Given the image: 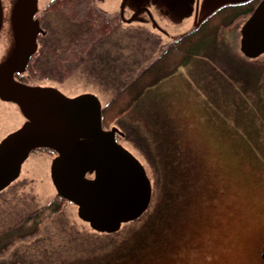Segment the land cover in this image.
<instances>
[{
	"label": "rangeland",
	"instance_id": "1",
	"mask_svg": "<svg viewBox=\"0 0 264 264\" xmlns=\"http://www.w3.org/2000/svg\"><path fill=\"white\" fill-rule=\"evenodd\" d=\"M116 3L109 13H115ZM109 18H115L113 29L83 60L72 62L68 82L53 85L70 96L92 92L106 103L161 52L150 47L156 41L141 29L167 44L189 28L184 22L166 35L146 21ZM235 29L200 46L147 87L127 115L106 126L114 122L125 133L117 140L146 166L154 207L169 184L154 225L117 253L103 256L138 222L115 232L92 229L78 217L77 206L56 193L49 172L52 154L36 149L18 179L0 190V248L7 245L0 264H262L264 72L257 67L264 66V55L251 61L243 57ZM12 128L0 126V141ZM53 200L60 209L31 234L32 222H21Z\"/></svg>",
	"mask_w": 264,
	"mask_h": 264
},
{
	"label": "water",
	"instance_id": "2",
	"mask_svg": "<svg viewBox=\"0 0 264 264\" xmlns=\"http://www.w3.org/2000/svg\"><path fill=\"white\" fill-rule=\"evenodd\" d=\"M122 0L124 22L146 21L165 31L157 17L181 27L192 15L190 29L227 3L243 0ZM44 0H0V99L20 114V122L0 141V190L22 173L32 151H55L49 164L56 193L77 206L80 219L99 232H115L149 208L153 185L144 163L117 140L125 133L103 126L104 103L92 92L70 96L52 83L21 82L38 49L39 17ZM152 5L154 11L151 10ZM131 15L126 17V9ZM239 48L248 58L264 54V0L240 25ZM181 32L171 39H176ZM264 262V249L262 251Z\"/></svg>",
	"mask_w": 264,
	"mask_h": 264
},
{
	"label": "trees",
	"instance_id": "3",
	"mask_svg": "<svg viewBox=\"0 0 264 264\" xmlns=\"http://www.w3.org/2000/svg\"><path fill=\"white\" fill-rule=\"evenodd\" d=\"M75 2L79 5L77 7H83V0H75ZM86 3L87 11L86 15L84 14V18H81L80 11L78 10L74 13L75 16L73 19H69L62 15L61 17H63L62 19L64 20L62 22L61 20L60 22L57 21L56 24V28L61 31L62 34H66V30H68L70 31V35H72L71 38L68 39L72 52L67 56L72 62L78 61L79 59L81 60L82 57H86L94 42L100 37L106 35L113 26V21L111 19L109 20L100 15L96 9L92 7V0H87ZM248 12L249 9H247L245 4L238 6H224L208 17L197 29L184 34L175 40L151 64L121 88L104 106V125H109L111 121L118 116L127 115V113L131 111L136 99L147 87L156 84L162 78L171 74L176 69L177 65L183 63V61H187V59L191 57V54L197 51L200 46L211 42L215 43L220 36L222 39V36L225 33L233 31L243 20L244 16L246 15L245 17H247ZM63 14H66V11L63 12ZM242 56L245 57L244 55ZM246 59L249 61L253 60ZM172 64L173 66L171 67ZM257 68L264 72V66H258ZM169 192V184H167L166 195H164L163 200L160 201L158 205L159 207H156L157 204H155L154 207V202H152V205L149 208L150 212L148 210L139 219L133 221L138 222L137 226L135 225L132 231L123 237L122 242L119 243V246L116 249H111L103 256L117 253L121 248L127 246L132 239L141 236L147 228L154 225ZM60 207L61 205L53 200L42 206L38 211L26 216L21 223L25 224L32 222V225L36 228L30 233L35 235L42 227L40 221L45 218L47 219L50 214L59 210ZM157 208L159 212L157 214L155 213L156 215L151 218V214H154L155 209ZM1 233H3V231L0 232V234ZM6 248L7 245L5 246V249ZM5 249L0 248V254L3 253Z\"/></svg>",
	"mask_w": 264,
	"mask_h": 264
},
{
	"label": "flooded vegetation",
	"instance_id": "4",
	"mask_svg": "<svg viewBox=\"0 0 264 264\" xmlns=\"http://www.w3.org/2000/svg\"><path fill=\"white\" fill-rule=\"evenodd\" d=\"M86 1L87 0H83L84 2L83 7L82 6L77 7L79 5H77L75 0H44V3L40 11L36 14V17H39L40 19V25L43 30L42 32H39L38 37H37L38 49L31 56L28 62L26 71L24 73L15 74V78H17V80L21 82H25L27 84H31V85H36L40 83L49 84L52 82L53 83L54 82H68V80H70V76L72 73L71 71L72 61L69 58H67V56L68 54L72 52V48L68 40L69 38H71L72 35H70V31L68 30H66V34L65 33L62 34V32L56 28V24H57V21L60 22L61 20L62 22L64 20L62 19L63 17H61L62 15H64L65 17L69 19H73L75 16L74 13L77 12L78 10L80 11L81 18H84V14L86 15V11H87ZM201 1L202 0H199V2ZM261 1L262 0H243V1L235 2V3H227L224 6H238V5L245 4L247 6V9H249L247 17H245L246 16L245 15L243 18V20L245 21L253 13L255 8ZM119 2L121 3L122 0H92V4L94 3L97 9L100 12H102L101 15L108 19H110L109 17H113L115 15H117L118 18L120 19L121 9H120ZM199 2L198 0L193 1L195 6ZM114 3H116V5L118 4L115 10V13L112 11L111 13H109L108 12L110 11L109 6L113 5ZM150 8L152 11H154L152 5ZM65 11H66V14H63V12ZM126 12H130V15L132 13L131 9L129 8L126 9ZM193 17L194 16L192 15L190 18L185 19L187 22V26L189 28H190V25L192 24ZM113 19L115 18H111V20ZM115 23L116 21L113 20L112 28L114 27ZM159 23L161 24L163 29H165V31L169 32L170 30H172V28L165 26V25H168L167 23L163 21H159ZM180 29L181 28L178 27L177 30H180ZM182 31H179V32L181 33ZM81 60H83V57L81 58ZM20 120H21L20 114L17 113L13 109L11 104L5 103L1 101L0 99V126H3V131L11 127L14 128L15 126L19 124ZM38 150L40 152H43V151L46 153L50 152L48 151L47 148H38ZM50 153L54 154L53 152H50ZM263 249H264V246L262 247L260 251V261H262V264H264L263 258H262Z\"/></svg>",
	"mask_w": 264,
	"mask_h": 264
},
{
	"label": "crops",
	"instance_id": "5",
	"mask_svg": "<svg viewBox=\"0 0 264 264\" xmlns=\"http://www.w3.org/2000/svg\"><path fill=\"white\" fill-rule=\"evenodd\" d=\"M112 29H113V28H112ZM112 29H111V30H112ZM111 30H110V31H111ZM141 30H142L143 33H145V35L147 34V36L151 37V38H152V41H156V44H151V43H150L151 41L149 42V43H150V44H149L150 47L153 48V49H156V48H157L159 51L162 52V51L167 47V45L171 42V41H169V42L166 44V42H165L163 39H161L160 37L154 38L153 35H152V33H151V31H150L149 29L143 28V29H141ZM159 39H160V41H159ZM161 52H160V53H161ZM159 55H160V54H159ZM159 55H158V56H159ZM156 58H157V56L152 60V62H153ZM152 62H151V63H152ZM181 64H183V63H181ZM108 101H109V100H108Z\"/></svg>",
	"mask_w": 264,
	"mask_h": 264
}]
</instances>
